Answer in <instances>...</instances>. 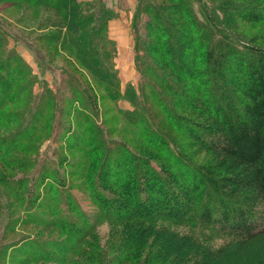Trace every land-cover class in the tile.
<instances>
[{"label": "trees", "instance_id": "1", "mask_svg": "<svg viewBox=\"0 0 264 264\" xmlns=\"http://www.w3.org/2000/svg\"><path fill=\"white\" fill-rule=\"evenodd\" d=\"M5 1L59 20L36 43L0 16V254L11 248L23 264H238L264 237V47L242 33V23H264V0H135L137 93L120 92L105 0ZM10 39L33 52L55 90L44 82L32 92L36 76ZM58 51L144 154L110 135L96 95L50 59ZM25 226L51 230L28 249L16 247L23 238L7 242Z\"/></svg>", "mask_w": 264, "mask_h": 264}, {"label": "rangeland", "instance_id": "2", "mask_svg": "<svg viewBox=\"0 0 264 264\" xmlns=\"http://www.w3.org/2000/svg\"><path fill=\"white\" fill-rule=\"evenodd\" d=\"M78 1H90V0H78ZM105 4L108 8H110L114 13L115 17L110 19L107 22V36L114 43L115 46V57H114V68L117 72V78L120 84V92L123 93L125 87L127 85H132L137 90L139 88L138 74L136 72L135 63H134V34L132 31L133 24V16L135 10V0H105ZM160 1V0H158ZM223 0H212L213 4L220 5ZM169 2H166L168 4ZM0 16L5 20L8 24L9 29L13 31H17L20 34L28 37L33 42L37 43V38L43 34H46L50 31L55 30V26H49L52 22L58 21V17L54 11L44 8H34L31 6H26L21 3L13 4L6 2L5 0H0ZM111 21V22H110ZM114 21V22H113ZM49 24V25H48ZM142 25V23H140ZM43 27V28H41ZM41 28V29H39ZM242 33L245 37L253 44L264 47V23H242ZM119 33V35H118ZM121 33V34H120ZM116 39H122L120 41L121 45H123L124 50H119V46L115 42ZM42 46L43 45H40ZM7 47L10 49H14L16 53L22 58V61L29 67L32 74L35 75V84L33 85L32 92L38 93L41 89V86L45 82L52 90H55V86L53 84V77L49 73H43L39 70L38 64L34 61L33 52L24 47L22 44H16L13 40H9L7 42ZM44 48V47H43ZM45 49V48H44ZM50 59L52 62L61 69H67L73 71L69 64H73V60L66 56L64 53L58 51L56 54H50ZM76 74L82 85L87 89L91 90L93 94L96 95L98 99V114L101 118V111L104 110V118L108 120L106 124V128L110 131L115 128V132L111 131L110 135L115 138H121L125 142L129 143L132 147H134L137 152L145 153V150L142 147H139V143L135 142V140L131 137L125 136L122 133H118L121 128L124 127V124L118 119H114L115 113L113 111V107L106 99H99L101 92L96 90L90 84L88 80L87 74L81 70L77 69V71H73ZM64 86V85H63ZM65 87V86H64ZM62 92L64 95H68V91H65V88H62ZM117 106H119L122 110H132L133 107L129 104V102L125 99L119 100L117 102ZM152 108V107H151ZM153 113H157L155 107L152 108ZM99 120V119H98ZM159 129L164 133L176 141L177 145H183L182 142H186V138L183 134H178L173 129L167 127L165 124L159 125ZM43 137L38 141L41 145V148L46 146L48 141H43ZM43 141V142H42ZM184 153L195 163H200L205 160L204 155L202 153L197 154L198 151L196 149H185L181 148ZM83 208L84 205H83ZM260 221V220H259ZM262 223V221H260ZM4 221H0V225H3ZM51 229H40L38 227L33 226H25L17 229L11 238L8 237L7 242H11L9 240H18L22 239L19 242H16V247H22L28 249L33 243L32 236H45ZM54 231H52L53 233ZM109 226L106 223H102L97 228V236L99 237L101 242H105L107 236H109ZM54 232L53 235H55ZM52 235V236H53ZM27 237V238H25ZM25 238V239H24ZM33 246V245H32ZM44 252V249H42ZM260 258H264V237L261 238L255 245L252 246L245 253L239 255L237 257L238 264H254ZM24 260L21 257L15 256L11 250V248H6L4 252L0 254V264H23ZM26 264V263H24ZM28 264H53V263H41V262H31Z\"/></svg>", "mask_w": 264, "mask_h": 264}, {"label": "crops", "instance_id": "3", "mask_svg": "<svg viewBox=\"0 0 264 264\" xmlns=\"http://www.w3.org/2000/svg\"><path fill=\"white\" fill-rule=\"evenodd\" d=\"M111 22V21H110ZM114 22V21H113ZM121 34V33H120ZM118 35H119V33H118ZM114 40H115V42L117 43V46H119V50H124L123 49V45H121V43H120V41L122 40V39H116V38H113Z\"/></svg>", "mask_w": 264, "mask_h": 264}]
</instances>
